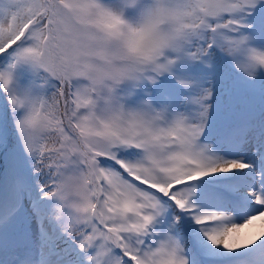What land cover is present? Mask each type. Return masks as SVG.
<instances>
[{
    "label": "snow or ice",
    "instance_id": "6c2138e0",
    "mask_svg": "<svg viewBox=\"0 0 264 264\" xmlns=\"http://www.w3.org/2000/svg\"><path fill=\"white\" fill-rule=\"evenodd\" d=\"M165 18L141 53L108 47L111 25ZM252 46L264 48V0H0L13 202L57 201L83 264H264V54Z\"/></svg>",
    "mask_w": 264,
    "mask_h": 264
},
{
    "label": "rangeland",
    "instance_id": "374dc122",
    "mask_svg": "<svg viewBox=\"0 0 264 264\" xmlns=\"http://www.w3.org/2000/svg\"><path fill=\"white\" fill-rule=\"evenodd\" d=\"M2 180L5 182L3 184L1 182L0 188V217L5 213L2 212V208L4 207V210L8 209L6 208L7 201L5 197L9 195L7 182L4 177ZM5 187V191L2 190ZM21 199L24 202L23 208L19 213L11 216L9 220L7 218H0V226H4L12 220L9 225H6L5 230H1L0 228V264H71L68 256H65V254L69 252L71 247H74L72 244L64 246L62 252H57L53 256H47L44 253L46 252L45 250L39 249L41 246L47 247L48 241L65 233L64 221L62 218H58L57 215V201L44 198L37 199L33 195L23 196ZM32 204L40 205L39 210H34ZM38 216H43L44 220L45 218L47 219L45 223L49 229L48 231L41 232L38 229L36 222V219H39ZM16 236L26 242L24 243L25 249L21 251V253L23 252V258L18 262H16L18 255L14 252L13 247ZM15 248L17 251H20L19 246L16 245Z\"/></svg>",
    "mask_w": 264,
    "mask_h": 264
},
{
    "label": "clouds",
    "instance_id": "9594fccd",
    "mask_svg": "<svg viewBox=\"0 0 264 264\" xmlns=\"http://www.w3.org/2000/svg\"><path fill=\"white\" fill-rule=\"evenodd\" d=\"M110 27L119 32V35L114 34L113 38L108 42L110 49L124 53H141L146 47L150 46L151 42L166 36L170 25L167 18H165L159 27L145 29L125 19L119 24H113ZM252 47L256 48L257 53L264 54V48ZM135 58L130 57V59ZM261 70H264V65H261Z\"/></svg>",
    "mask_w": 264,
    "mask_h": 264
},
{
    "label": "bare ground",
    "instance_id": "6f19581e",
    "mask_svg": "<svg viewBox=\"0 0 264 264\" xmlns=\"http://www.w3.org/2000/svg\"><path fill=\"white\" fill-rule=\"evenodd\" d=\"M3 182H5V181H3ZM2 184L0 182V188H1ZM5 189H6V187L3 188L2 190L5 191ZM7 190H9L8 191L9 195H8V197H5V200L7 201L6 202L7 203L6 208H8V209L4 210V207L2 208V212H5V213L13 212L14 210L20 209V207L22 206V203H23V200L20 197L16 198L15 202H13V193L10 191L8 186H7ZM0 193H1V190H0ZM32 206H33V209L37 210V211L40 208V205H37V204H34V205L32 204ZM38 218L39 219H36L38 229L41 232L48 231L49 229L45 223L47 221V219L45 218V220H44L43 216H38Z\"/></svg>",
    "mask_w": 264,
    "mask_h": 264
}]
</instances>
